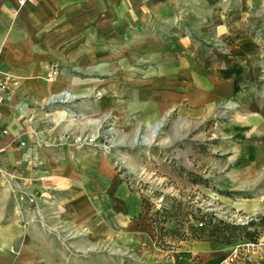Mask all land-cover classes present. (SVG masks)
Instances as JSON below:
<instances>
[{
  "label": "crops",
  "instance_id": "obj_1",
  "mask_svg": "<svg viewBox=\"0 0 264 264\" xmlns=\"http://www.w3.org/2000/svg\"><path fill=\"white\" fill-rule=\"evenodd\" d=\"M263 5L0 0V264H123L108 254L94 259L99 247L132 253L142 264H218L227 251L213 243L157 249L144 199L109 157L76 140L96 132V116L135 136L165 115L172 129L196 127L217 103L233 102L234 121L222 131L228 145L210 148L224 157L213 170L226 172L220 184L237 192L263 185V64L247 28V12ZM70 68L82 78L73 79ZM60 92L74 101L47 106ZM21 192L34 194V204L18 201Z\"/></svg>",
  "mask_w": 264,
  "mask_h": 264
},
{
  "label": "rangeland",
  "instance_id": "obj_2",
  "mask_svg": "<svg viewBox=\"0 0 264 264\" xmlns=\"http://www.w3.org/2000/svg\"><path fill=\"white\" fill-rule=\"evenodd\" d=\"M247 20H250L247 28H252L253 39L260 51L258 62L263 64L258 79L262 90L258 92L264 95V5L261 11L247 12ZM244 29L241 32L247 31ZM69 71L76 76L73 79L82 78L78 69L70 68ZM58 73V69L51 70L48 79H55ZM60 93L49 95L46 105H69H49V99ZM97 97L98 91H94L93 98ZM72 98L69 93L68 99ZM69 101L73 102L74 98ZM237 110L233 102H219L208 122L189 129L180 124L172 129L171 115H165L147 130L136 131L135 136L133 129L126 132L117 122H108L105 118L102 123L98 116L95 117L94 123L98 127L91 135H97L100 144L107 149L100 152L88 148L109 157L114 172L133 193L144 199L150 230L160 251L170 254L181 241L196 240L226 248L227 252L218 264H264V224L260 225L264 218V184L237 192L222 182L220 184L221 176L227 175L226 172L213 170L220 166L224 157L218 152L211 153L210 148L223 151L228 145L229 140L222 131L232 124ZM125 124L126 127L129 125ZM204 132L206 138H199ZM169 134L171 137L167 139ZM213 134L215 137L211 138ZM11 190L10 195L13 194ZM210 233L221 242L206 241ZM248 236L255 241L251 243ZM97 251L93 253L94 259L108 254L111 260L119 259L123 264H142L133 260L129 252L100 247Z\"/></svg>",
  "mask_w": 264,
  "mask_h": 264
},
{
  "label": "built area",
  "instance_id": "obj_3",
  "mask_svg": "<svg viewBox=\"0 0 264 264\" xmlns=\"http://www.w3.org/2000/svg\"><path fill=\"white\" fill-rule=\"evenodd\" d=\"M25 0H18V5H22ZM54 99L55 102H52ZM72 99H68L67 94L60 93L58 96L52 97L49 99V105L51 104H68ZM6 131L2 130L1 135H5ZM76 144H80L83 146L90 147L94 150H99L100 152H105L107 148L103 147L100 142H99V137L97 135H90V136H85L80 139L76 140ZM4 172L3 169L0 168V177H3ZM17 200L18 201H26L28 204L33 205L34 204V194H26L24 192L18 193L17 195Z\"/></svg>",
  "mask_w": 264,
  "mask_h": 264
},
{
  "label": "trees",
  "instance_id": "obj_4",
  "mask_svg": "<svg viewBox=\"0 0 264 264\" xmlns=\"http://www.w3.org/2000/svg\"><path fill=\"white\" fill-rule=\"evenodd\" d=\"M260 221H261V222H260V225L262 226V224H264V218H262ZM213 235H214V234H213ZM213 235L210 233V234L208 235V238L206 237V238H207L206 241H211V240H212V241H215V240L218 241V240L216 239V237L212 238ZM182 240H184V239H182ZM247 240H249L251 243L255 241V240L253 239V237L250 238L249 236H248ZM218 242H221V241H218Z\"/></svg>",
  "mask_w": 264,
  "mask_h": 264
},
{
  "label": "bare ground",
  "instance_id": "obj_5",
  "mask_svg": "<svg viewBox=\"0 0 264 264\" xmlns=\"http://www.w3.org/2000/svg\"><path fill=\"white\" fill-rule=\"evenodd\" d=\"M63 94H65V93H63ZM69 96V95H68ZM53 102H54V100H53Z\"/></svg>",
  "mask_w": 264,
  "mask_h": 264
}]
</instances>
